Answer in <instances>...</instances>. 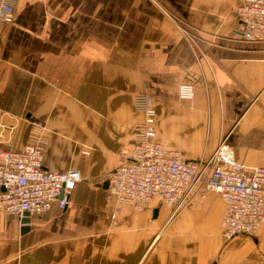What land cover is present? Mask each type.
I'll list each match as a JSON object with an SVG mask.
<instances>
[{"label": "crops", "instance_id": "obj_1", "mask_svg": "<svg viewBox=\"0 0 264 264\" xmlns=\"http://www.w3.org/2000/svg\"><path fill=\"white\" fill-rule=\"evenodd\" d=\"M14 2L0 23V148L37 141L45 168L82 178L64 208H0V264H264V223L225 238L224 201L204 186L176 205L106 201L143 119L138 94L183 157L224 141L245 167L264 165V38L241 37L240 0Z\"/></svg>", "mask_w": 264, "mask_h": 264}, {"label": "built area", "instance_id": "obj_2", "mask_svg": "<svg viewBox=\"0 0 264 264\" xmlns=\"http://www.w3.org/2000/svg\"><path fill=\"white\" fill-rule=\"evenodd\" d=\"M14 3L0 0V23L13 21ZM235 11L242 38H264V0H240ZM177 90L180 98L194 96L191 83L181 82ZM135 104L143 119L135 125L132 149L123 150L122 162L107 175L106 201L126 202L136 210L155 201L176 205L204 186L224 201L221 225L225 238L255 234L264 223V165L245 167L224 141L209 157L187 159L178 149L157 140L156 110L150 98L138 94ZM42 157L37 141L19 150L0 148V208L6 214H40L54 202L61 208L67 205L71 190L82 178L80 170L45 168Z\"/></svg>", "mask_w": 264, "mask_h": 264}]
</instances>
